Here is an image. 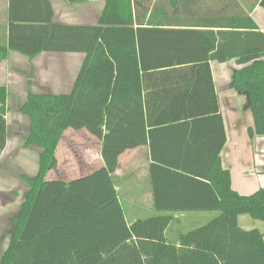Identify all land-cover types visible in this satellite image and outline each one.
<instances>
[{"label": "trees", "instance_id": "obj_1", "mask_svg": "<svg viewBox=\"0 0 264 264\" xmlns=\"http://www.w3.org/2000/svg\"><path fill=\"white\" fill-rule=\"evenodd\" d=\"M102 1L98 17L55 20L51 0H8L5 43L33 58L81 53L67 93L27 92L25 146L39 148L0 264H264V186L231 187L221 153L227 142L211 61L230 60V87L251 111L250 138L264 136V32L239 0ZM264 9V0H259ZM7 88L0 86V157L7 143ZM215 125V140L211 127ZM100 143L102 164L71 178L46 179L65 130ZM147 146L154 215L127 221L117 176L119 156ZM217 212L206 224L166 235L174 214Z\"/></svg>", "mask_w": 264, "mask_h": 264}, {"label": "crops", "instance_id": "obj_2", "mask_svg": "<svg viewBox=\"0 0 264 264\" xmlns=\"http://www.w3.org/2000/svg\"><path fill=\"white\" fill-rule=\"evenodd\" d=\"M3 2V12L5 17L2 21L5 27L3 35L6 36L8 0H4ZM51 2L53 3L55 9V20L59 22H65L62 20V17L68 12L67 9L71 6L75 7L77 5V7H79L78 9H81L80 11L82 12L78 16L81 17L83 21L92 20L93 18L98 17L100 13V10H96L95 5H98L99 3L102 4V1L76 5L68 3L67 0H51ZM239 2L258 25L259 29L264 32V9L260 7L259 0H239ZM58 4H60L61 8L57 7ZM5 40L6 37L1 44L5 43ZM23 59L26 60L24 62H26L28 68L26 70H18V65L20 64L17 61L20 60L23 62ZM70 60H72V65L69 63ZM82 60L83 54L81 53L42 52L29 59L28 57L15 51H9L7 57L0 61V77L2 76L7 79L11 77V74H17L23 80L26 78L24 82H28L30 76L33 78L36 77L39 83H41V85L43 84L40 88L55 90L47 92L67 93L72 86ZM214 62L215 61H211L210 65L215 89L219 99L220 113L223 117L227 134V142L221 153L222 163L230 170L232 189L240 194H250L258 188L264 186V136L256 135L253 138L249 137L248 127L253 124L251 111L244 110L242 108L243 96L235 92V90L230 87V75L232 71H230L229 75L227 72L224 74V69H226V67H223V64L225 65L228 62L234 63V66L232 64L230 65V70L238 68L239 65H237L234 60H230L220 63V66L215 67ZM55 65L56 67L59 66V70L57 69L53 71V66ZM33 67H38V72H36V69ZM214 69L216 70V73ZM27 76L29 77L27 78ZM223 80L227 83V88H224V84L221 83ZM47 82L54 84L53 87L45 85ZM28 83L30 84V82ZM2 85L7 88L8 93V83H6V85L1 83L0 86ZM59 86H61V88L63 87V90H60L61 88L58 90L57 88ZM29 91L31 90L28 88L27 92ZM27 92L25 93V98ZM231 98H234V100ZM236 101H238V103ZM69 130L72 129H67L65 132ZM211 133L213 135V139L215 140V125L211 127ZM89 135L95 138L91 134ZM98 159V163L101 165L102 159L100 155ZM123 160L124 166H122ZM149 163L150 158L147 146H139L128 149L119 156L118 168L115 174L117 176V182L123 183L124 185L126 184L127 187L129 186V189L124 191L125 193H131L137 204L141 206L147 205L153 210ZM61 177L64 176L61 175ZM178 214L182 213L174 214V217Z\"/></svg>", "mask_w": 264, "mask_h": 264}, {"label": "rangeland", "instance_id": "obj_3", "mask_svg": "<svg viewBox=\"0 0 264 264\" xmlns=\"http://www.w3.org/2000/svg\"><path fill=\"white\" fill-rule=\"evenodd\" d=\"M3 1L4 0H0V24H2L0 25V42L4 40L3 33L5 28L2 22L5 18ZM77 6L68 8V12L63 15L62 20L65 22L83 21L81 17L78 16L82 12ZM95 6L96 10H101L102 8V4L100 3ZM57 7L61 8L60 4H58ZM24 61L26 60L23 59V62L20 60L17 61L20 64L18 65V70H26L28 68ZM69 63L72 65V60H70ZM231 64L234 66V63L231 62L222 65L226 67V69H224V74L226 72L228 75L230 74V71H232L230 70ZM220 65V63L214 62L215 67ZM33 68L38 72V67ZM57 69L59 70V66H53V71ZM28 77L29 76H27V78ZM29 78L28 82H30V84L24 82L26 78L23 80L17 74H11V77L7 79L2 76L0 77V84L4 83L6 85V83H8L6 101L7 143L0 157V258L7 247L10 228L13 224L12 220L19 210L20 203L23 199V192L26 189V183L21 181L19 176H21V174H25L26 176L35 175L39 165V148L35 145L25 146L24 144L28 131V121L20 112V107L25 101V93L28 88L33 92L55 91L40 88L43 84L41 85L36 77L33 78L30 76ZM221 83L224 84V88H227V83H225L224 80ZM45 85L53 87L54 84L47 82ZM61 86L57 89L59 90ZM60 90H63V87ZM231 99L234 100V98ZM236 102L238 103V101ZM98 153V140L91 137L85 130L66 131L62 135L55 152V157L57 159V164L54 167L55 169L53 168L47 173L46 179H71L89 173L100 164L98 163ZM122 162L123 165H121L124 166V160ZM61 175L64 177H61ZM117 185L120 193L121 207L127 221L130 222L138 218L143 219L155 214V211L147 205L141 206L137 204L131 193L124 192L126 189H129V186L127 187L126 184L124 185L119 182H117ZM215 215H217V212L214 211L182 212V214L175 215L174 219L170 222L166 235L170 238L171 235H176L178 232L186 233L206 224ZM238 222L244 229L256 228L264 233L263 221L254 220L248 215L243 214L239 216Z\"/></svg>", "mask_w": 264, "mask_h": 264}]
</instances>
